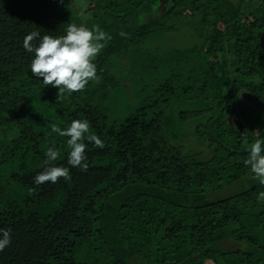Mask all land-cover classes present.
I'll return each instance as SVG.
<instances>
[{"label": "trees", "instance_id": "obj_1", "mask_svg": "<svg viewBox=\"0 0 264 264\" xmlns=\"http://www.w3.org/2000/svg\"><path fill=\"white\" fill-rule=\"evenodd\" d=\"M81 1L0 0V264H264V185L244 164L264 139V0H86V17ZM68 23L112 39L97 78L58 101L23 40ZM74 119L105 144L85 141L87 171L51 132ZM53 144L71 179L36 186Z\"/></svg>", "mask_w": 264, "mask_h": 264}, {"label": "clouds", "instance_id": "obj_2", "mask_svg": "<svg viewBox=\"0 0 264 264\" xmlns=\"http://www.w3.org/2000/svg\"><path fill=\"white\" fill-rule=\"evenodd\" d=\"M120 35L126 36V33L121 32ZM111 39V35L101 30L98 25H93L92 29H89L84 25L68 23L64 35L54 37L41 36L39 31L29 33L24 37L23 47L27 52L34 53L30 65L31 73L39 80L42 78L45 86L58 88L57 100L59 101L63 99L65 93L70 95L79 92L89 81L97 78V69L93 60ZM51 132L57 133L60 137H68L67 163L83 171L88 169L85 141L98 149L105 147L100 137L90 132V122L87 119H74L63 129L53 124ZM262 146H264V139H255L249 146L244 164L250 167L254 178L264 185V147ZM45 156L43 170L33 177L36 186L46 182L55 184L60 178H64L65 181L71 179L68 167L55 164L60 156L55 144L47 148ZM257 199L264 203V192H260ZM11 241V229H0V251L10 246Z\"/></svg>", "mask_w": 264, "mask_h": 264}, {"label": "rangeland", "instance_id": "obj_3", "mask_svg": "<svg viewBox=\"0 0 264 264\" xmlns=\"http://www.w3.org/2000/svg\"><path fill=\"white\" fill-rule=\"evenodd\" d=\"M76 8L81 10V14L86 17L85 9H86V0H83L81 2H78L76 4ZM171 40L175 42L178 45H184L186 42L189 41V38L185 34H173L171 35ZM121 91L119 90L115 95H113L111 101L109 102L110 107L116 108V113L119 115L125 114V109H127V106H133L134 102V92L136 91L137 87L134 85H127V82L120 85ZM11 132V131H10ZM239 187H231L225 191L219 192L216 197H224L228 195L229 193L238 192Z\"/></svg>", "mask_w": 264, "mask_h": 264}]
</instances>
